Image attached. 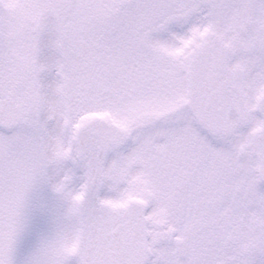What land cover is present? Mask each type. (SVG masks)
<instances>
[{"label": "snow or ice", "instance_id": "obj_1", "mask_svg": "<svg viewBox=\"0 0 264 264\" xmlns=\"http://www.w3.org/2000/svg\"><path fill=\"white\" fill-rule=\"evenodd\" d=\"M0 264H264V0H0Z\"/></svg>", "mask_w": 264, "mask_h": 264}]
</instances>
